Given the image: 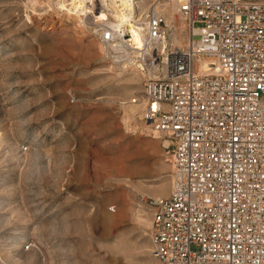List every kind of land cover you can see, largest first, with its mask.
I'll return each instance as SVG.
<instances>
[{"label":"rangeland","instance_id":"1","mask_svg":"<svg viewBox=\"0 0 264 264\" xmlns=\"http://www.w3.org/2000/svg\"><path fill=\"white\" fill-rule=\"evenodd\" d=\"M88 1L70 27L64 0H0V264H155L171 154L131 103L146 75L100 41L114 9ZM163 13L167 50L184 49L188 23Z\"/></svg>","mask_w":264,"mask_h":264},{"label":"built area","instance_id":"2","mask_svg":"<svg viewBox=\"0 0 264 264\" xmlns=\"http://www.w3.org/2000/svg\"><path fill=\"white\" fill-rule=\"evenodd\" d=\"M165 4L188 23L182 50L159 49ZM144 17L142 60L129 33L100 41H128L122 58L147 77L131 103L171 154V193L150 202L151 256L264 264V0H161Z\"/></svg>","mask_w":264,"mask_h":264},{"label":"bare ground","instance_id":"3","mask_svg":"<svg viewBox=\"0 0 264 264\" xmlns=\"http://www.w3.org/2000/svg\"><path fill=\"white\" fill-rule=\"evenodd\" d=\"M86 1L87 0H64V2H61V4L59 2V5H60L59 7L61 8L60 10H63L61 12H65L67 15L71 14V16H73V19L66 22V25H68L70 27H77L78 22H82L83 19L80 16H78L77 14H75L77 11L76 9H75L76 11L73 12L74 7H71V5L74 3H75V5H77V4L83 5L84 2H86ZM92 1L93 0H89L88 2L90 3ZM96 1L101 2L100 5H107L108 7L114 9L112 18L115 22L112 21L111 23H115V24L110 25V26H112L110 28L115 31L116 37H122L124 34L129 33L131 35L130 47L134 50V55L139 56L138 58H140L142 60L144 58V56L143 57H141V56H142V54H144V51L145 52L149 51V48H146V46L143 42V37H142V33H141V31H142L141 28L143 27V23H144V22H142L143 18L140 19L139 16L137 18H135V17L132 18V22L134 23L133 25L128 22L129 21L128 19H130L133 16L132 15L133 13H134V15L137 14L135 9H138L139 5L144 1L143 0H96ZM158 2H159V0H155L153 2V4H151V6H149V8H147V10H149L154 4H157ZM84 9H85V11H84ZM92 10H93L92 8L87 10V8H84V5H83V6L79 7L78 12L84 13L85 15H87L86 13H88V12H90L89 14H94V13H92ZM147 10H145V12H147ZM145 12H144L143 16L146 15ZM174 12L177 13V10L175 8H174ZM102 21H104L105 24H108V25L110 24L109 20L106 18L101 19V22ZM126 43H128V41H126ZM126 43H124L123 41H119L118 43H116L112 47L116 46L115 48H117L119 51V50H122L125 46H127ZM164 48H166V44H164L163 48H162V46H160L159 49L161 51ZM132 63H134V62H132ZM123 64H125V63H123ZM136 64H137V62L135 63V65ZM165 145H167V143H165Z\"/></svg>","mask_w":264,"mask_h":264}]
</instances>
